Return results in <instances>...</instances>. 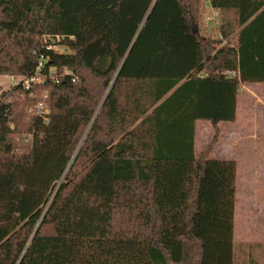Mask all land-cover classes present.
Masks as SVG:
<instances>
[{
  "label": "trees",
  "instance_id": "trees-1",
  "mask_svg": "<svg viewBox=\"0 0 264 264\" xmlns=\"http://www.w3.org/2000/svg\"><path fill=\"white\" fill-rule=\"evenodd\" d=\"M201 1L0 0V75L46 57L52 102L26 122L0 96V264H234L237 163L196 154L195 123L218 143L242 85L264 82V0H211L237 36L217 50Z\"/></svg>",
  "mask_w": 264,
  "mask_h": 264
},
{
  "label": "rangeland",
  "instance_id": "rangeland-1",
  "mask_svg": "<svg viewBox=\"0 0 264 264\" xmlns=\"http://www.w3.org/2000/svg\"><path fill=\"white\" fill-rule=\"evenodd\" d=\"M202 7L200 10V29L201 33L214 44L213 48L216 50L221 46L236 45L235 41L237 36L223 41L219 36L220 23L213 22L206 24L208 16L211 14L210 7ZM212 16V14H211ZM221 18V17H220ZM55 50L65 51L64 45L60 44V38H54ZM214 50V53L215 51ZM213 52V51H212ZM12 77L19 75H0V96L6 92L5 98L7 102L22 103V109L25 114L26 122L31 121L35 116L38 103L42 100L46 101L47 105L51 107V96L48 90H43L41 85L46 79L40 77L33 83L32 92L25 94L16 89ZM78 80V77H77ZM39 86V88H38ZM109 89V88H108ZM108 89L104 93L102 99L96 108L95 117L101 110L103 101L107 94ZM251 93V92H250ZM257 94H251L252 97L244 93L240 99L239 108V126L244 128L240 129V138L238 141V160H240V168L238 172L237 192H236V205H235V229H234V264H264V88L256 90ZM253 106L255 116H247L248 109ZM251 109V108H250ZM51 110V109H49ZM249 122H252L250 125ZM210 126L211 134H205L206 126ZM11 128L14 130V123H10ZM92 123L88 124L85 128L80 141L78 142L77 152L83 145ZM253 131H249L247 126ZM202 126V127H201ZM202 129L198 133L200 152L210 153L213 148V134L214 127L211 122L206 120H199L197 128ZM205 137V138H204ZM14 141L16 142L15 151L18 153L28 152L32 145L33 135L30 132H14ZM210 157L215 158V155Z\"/></svg>",
  "mask_w": 264,
  "mask_h": 264
},
{
  "label": "crops",
  "instance_id": "crops-1",
  "mask_svg": "<svg viewBox=\"0 0 264 264\" xmlns=\"http://www.w3.org/2000/svg\"><path fill=\"white\" fill-rule=\"evenodd\" d=\"M202 2H203V0H202ZM210 12H212L211 9H210ZM213 13H215L216 16H215V21H212V23L213 22H216V23L218 22V24L221 23L222 22V19L220 18L221 17V11L219 9H217L216 12L214 11ZM213 13H212V15H213ZM206 24H209V23L206 21ZM219 36L221 37V34ZM235 41L237 42V37H236ZM231 46H235V45L231 44ZM202 74H204V72H202ZM263 88H264V82H261V83H244L242 85V88L240 89V92L237 95L236 119L234 121H230V122L226 121V122H221L219 124L220 131H221L220 136H219V142L216 144H213V148H212V151L210 153L207 154V152H204L208 155V157H210L211 155H215L216 157L214 159L236 161V163H237V181H238V177H239L238 172H239V168H240V160H238V150H239L238 141L240 138V129H241L239 126V122H238L239 121L240 99L244 93H247V95L252 97L251 94H257L256 90H258V89L261 90ZM250 108L248 109L247 116L248 115L249 116L250 115L255 116V112L252 109L253 106H251ZM198 121H196V123H195V152H196V154H199L202 152V151L201 152L199 151L200 146L198 143L199 138H200V135H198V133L202 131L201 127L206 126V128L204 130L205 134H211V132H210L211 129H210V126L208 124H202V126L200 128L199 127L197 128ZM249 124L251 125L252 122H249ZM246 126H247V129L249 128L248 129L249 131L254 130V128L253 129L250 128L251 126L250 127H248V125H246ZM213 130H214V134H213V137H214L215 129H213ZM241 130L243 131L244 128H242ZM210 158H213V157H210Z\"/></svg>",
  "mask_w": 264,
  "mask_h": 264
},
{
  "label": "built area",
  "instance_id": "built-area-1",
  "mask_svg": "<svg viewBox=\"0 0 264 264\" xmlns=\"http://www.w3.org/2000/svg\"><path fill=\"white\" fill-rule=\"evenodd\" d=\"M203 4H204V7H210V9L212 10L211 14L214 11L216 12L217 9L212 6L211 0H203ZM211 14L207 18V22L208 23L211 22L212 20H215L216 14L213 13L212 16H211ZM47 49L55 50V44L53 42L51 44H47ZM46 62H47V58L44 57V56H41L40 60H39V63H38V66H37V69L35 71V75H33L32 77H26V76H19V78L18 77H12L14 83L16 85L22 84L27 90H31V92H32L33 83L37 79H39L40 77H43V75L41 74V70L46 65ZM55 70H56L55 68H52L50 70V76H51L52 79H55L58 76V75L56 76ZM64 72L68 73V72H71V71H69V70H67L65 68ZM73 81H76L75 77L73 78ZM49 109H51L50 105H47L46 101L42 100V101H40L38 103V109H37V112H36L35 116H40V117H42L44 119L45 122H48L49 121V115L51 113V110H49Z\"/></svg>",
  "mask_w": 264,
  "mask_h": 264
}]
</instances>
